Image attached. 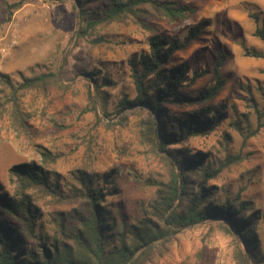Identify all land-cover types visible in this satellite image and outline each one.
Segmentation results:
<instances>
[{"label": "rangeland", "instance_id": "obj_1", "mask_svg": "<svg viewBox=\"0 0 264 264\" xmlns=\"http://www.w3.org/2000/svg\"><path fill=\"white\" fill-rule=\"evenodd\" d=\"M19 1L0 0V102L9 95L3 77L19 84L23 78L55 73L59 87L48 97L29 93L23 99L30 116L24 130L8 113L0 122V186L15 192L11 170L16 165L46 166L43 148L59 157L48 167L57 173L62 191V198L39 197L48 230L52 218L71 220L69 216L86 211L84 201L75 198L79 171L96 177L102 188L99 176L117 169L120 194L110 196L109 203L120 206L131 223L151 218L161 183H170V167L144 132L147 115L138 108L117 113L122 100L136 95L128 61L147 50L151 37L183 39L190 27L207 20L205 34L175 60L210 70L218 54L227 53L222 74L229 82L213 102L228 105L227 121L211 135L191 139L186 148L212 155V167L221 170L211 182L221 191L219 199L240 198L260 209L264 248V42L257 35L258 29L264 31V0H177L196 11L183 24L154 14L89 29L93 12L109 0H85L90 4L86 20L76 0H24L8 20L7 4ZM97 71L102 73L101 93L107 95L104 103L87 74ZM104 78L114 84L103 86ZM213 81L210 70L190 91L204 90ZM227 157L240 160L227 164ZM223 226L229 225L211 220L167 237L150 254L149 264H237L235 237Z\"/></svg>", "mask_w": 264, "mask_h": 264}, {"label": "trees", "instance_id": "obj_2", "mask_svg": "<svg viewBox=\"0 0 264 264\" xmlns=\"http://www.w3.org/2000/svg\"><path fill=\"white\" fill-rule=\"evenodd\" d=\"M97 1L89 0L90 4ZM76 2L86 20L89 2ZM23 5L24 0L7 4L8 20ZM195 12L177 0H109L93 12L87 29L127 17L141 21L154 14L172 24H183ZM208 25L209 21L204 20L190 27L183 39L155 35L149 39L147 50L128 61L136 95L132 100H122L117 113L138 108L142 115H147L144 132L156 150L166 155L170 167V183H161L150 207L152 217L131 223L120 206L109 203L110 196L120 194L115 181L117 169L99 176L102 188L96 186V177L79 171L75 198L84 201L86 211L69 216L71 220L58 215L52 218L53 229L48 230L39 197L62 198V191L57 173L48 167L59 157L42 148L46 166L16 165L11 170L17 179L15 192L11 194L0 186V264H149L150 254L167 237L211 220L229 225L223 227L235 237L237 264H264L260 209L240 198L219 199L221 191L211 182L218 179L221 170L212 167V155L186 148L191 139L207 137L227 121L228 105L213 104L229 82L222 74L227 53L218 54L210 69L214 81L197 93L190 89L210 70L175 60L178 53L205 34ZM257 35L264 42V31L258 29ZM87 74L95 84L99 102L104 103L107 95L101 93L98 81L101 71ZM104 80L105 87L114 84ZM2 82L9 95L0 102V122L8 113L21 130L30 118L23 109V99L29 93L48 97L54 87H59L55 73L23 78L19 84L8 77H3ZM174 108L178 113L173 112ZM227 158V164L240 160Z\"/></svg>", "mask_w": 264, "mask_h": 264}, {"label": "built area", "instance_id": "obj_3", "mask_svg": "<svg viewBox=\"0 0 264 264\" xmlns=\"http://www.w3.org/2000/svg\"><path fill=\"white\" fill-rule=\"evenodd\" d=\"M49 8V7H48Z\"/></svg>", "mask_w": 264, "mask_h": 264}]
</instances>
